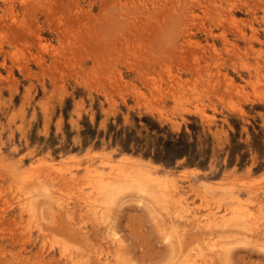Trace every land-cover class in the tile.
<instances>
[{
    "label": "rangeland",
    "instance_id": "374dc122",
    "mask_svg": "<svg viewBox=\"0 0 264 264\" xmlns=\"http://www.w3.org/2000/svg\"><path fill=\"white\" fill-rule=\"evenodd\" d=\"M230 1L0 0V264H42L45 257L70 264L65 248L85 251L84 261L98 264L94 248L114 250V229L125 264H180L199 252L198 261L210 264H264V0ZM103 157L129 158L165 180L162 186L179 182L203 214L229 204L251 209L260 222L237 227L245 234L216 228L217 239L236 241L225 259L205 247L203 231L188 217H177L172 188L160 194L170 201L159 206L128 182L104 207L101 224L100 208L85 202L94 187L89 176ZM44 185L56 195L52 202ZM23 187L38 197L34 219L21 212L20 199L30 196ZM206 191L212 194L204 198ZM231 192L244 202L231 204ZM170 231L177 234L172 240Z\"/></svg>",
    "mask_w": 264,
    "mask_h": 264
},
{
    "label": "bare ground",
    "instance_id": "6f19581e",
    "mask_svg": "<svg viewBox=\"0 0 264 264\" xmlns=\"http://www.w3.org/2000/svg\"><path fill=\"white\" fill-rule=\"evenodd\" d=\"M216 1V0H215ZM232 1V0H231ZM230 1V2H231ZM218 7V6H217ZM230 7H233V4H232V6L230 5ZM210 8V7H209ZM214 8V7H213ZM250 8V7H249ZM208 9V8H207ZM207 9H206V11H207ZM219 9V8H218ZM218 9H217V11H218ZM211 10H213V9H211ZM214 10H215V8H214ZM221 10V9H220ZM224 11V10H223ZM194 11H192V13H193ZM208 12H210V11H208ZM195 13V12H194ZM193 13V14H194ZM219 13H221V12H219ZM225 13V12H224ZM197 14V13H196ZM207 14V13H206ZM223 15V14H222ZM256 15V14H255ZM207 16H208V14H207ZM220 16V15H219ZM212 17V16H211ZM195 18L196 17H194V21H196L197 20V18H196V20H195ZM214 18H217V17H214ZM225 18V16L223 15V16H221V19L223 20ZM228 18V17H227ZM232 18H233V24H235L236 22H238L235 18H234V14H233V16H232ZM213 20V19H212ZM220 20V19H219ZM15 21V20H14ZM202 21H204V20H202ZM214 21V20H213ZM225 21H226V19H225ZM220 22H221V20H220ZM17 23V22H16ZM12 24H13V22H12ZM12 24H10L11 26H13ZM204 24V23H203ZM222 24V23H221ZM202 26V25H201ZM204 26V25H203ZM236 29H237V27H236ZM242 29V28H241ZM240 31V30H239ZM244 31V30H243ZM213 32V31H212ZM214 33V32H213ZM240 34V33H239ZM210 35H212V33L210 32ZM245 37V36H244ZM0 49H1V47H0ZM4 50V49H3ZM1 51V50H0ZM212 51H214L213 49H212ZM5 52V51H4ZM227 86H229L228 84H227ZM203 113V112H202ZM203 115V114H202ZM109 159H111V158H109ZM109 159H107V158H105V157H103L102 159L100 158V162H99V164L101 165V166H97L96 167V169L94 170L93 169V171L91 172V174H90V176L89 177H94V179H93V181H94V183H91L90 182V184H94L93 186L92 185H90V186H92L93 187V189L91 188V190H93L92 192H90V194H89V191H86V193L87 194H89V196H88V198H87V200H86V207L87 206H93V204H96L97 205V207L98 208H100L99 209V211H95L96 213H97V215L100 217V219L103 221L101 224H103V223H106V214H105V211H104V207L106 206H110V205H113L114 203H116V201L118 200L117 199V197H118V195L121 193V192H123L124 190H126L128 187H129V185H130V188L132 189V187H133V189H136L138 192H141L142 194H144V197H145V195H147V196H149V197H151V198H149V200H152L153 201V203H155V205H161V204H163V202L166 200L167 202L168 201H170V199H171V201L169 202L170 204L172 203V205L174 206V208L172 207V209H174V210H176V213L179 215L180 214V216H177V217H188V222H189V220L191 221L190 223H192V224H194V226L195 227H193V228H195V229H200V230H202L203 231V234L205 235L204 237L203 236H200V237H202V241H206V243H205V241H204V245H207V246H205V247H207V249H209V251L211 252V253H213V255H221V256H224L225 257V259L226 258H228V256H227V254L228 255H230L229 253H230V251L232 250L233 251V249H232V246H237L236 244L234 245V243H236V241H233L232 240V237H231V240H229L228 238V240H219V239H217L218 237L216 236V228H219L220 230H222L223 232H222V234L224 235V232H226V231H229L230 232V230H234L235 228V230H237V229H240L241 230V228L243 227H246L247 226V224H248V226H249V224H250V226H252L251 224H252V222L254 221V222H256V220H257V217L255 218L254 216V213L252 214V212H251V209H249V210H246V211H241V212H239L238 210H236V209H234V208H231V207H229V204H228V206H227V204H223V205H226V208H223L222 210H217V205H215L216 207V210L215 209H209V208H207V213H202L201 211H199V210H196V208H193L192 207V205L190 204V201H189V198H188V196H187V194H188V192L187 191H184V189L185 188H181V186H180V183L179 182H174V180H173V177H170L172 180H173V182H172V184H171V186L170 185H168L167 183V186H162L161 185V182H160V178H158V177H156L155 176V174H153V172L152 171H150L149 169H146V170H144V169H142L141 167H139L138 166V164L136 163V162H132L131 163V161H127V160H125V159H129V158H125L124 160H122L120 163L119 162H110V160ZM112 161V160H111ZM46 163V162H45ZM48 164V163H47ZM63 164H65V163H63ZM57 165V164H56ZM94 165H96V164H94ZM55 166V165H54ZM59 166H61V165H59ZM47 167V166H46ZM58 167V166H57ZM56 167V168H57ZM62 168L63 167H65V166H61ZM67 167V166H66ZM69 167V166H68ZM67 167V168H68ZM89 167V166H88ZM91 167V166H90ZM53 168V167H52ZM56 168H54V169H56ZM62 168H57L56 169V171L58 172H61L62 173V171H63V169ZM95 168V167H94ZM89 169V168H88ZM92 170V169H91ZM90 170V171H91ZM41 170H39V172H38V170H37V173H42V172H40ZM65 171V170H64ZM67 171H70V173H72L71 172V170H69V168L67 169ZM67 171H65L66 173H64L63 172V176L66 174H68L67 173ZM89 171V170H88ZM54 173H56L55 172V170L53 171ZM52 172V174H54ZM33 173V172H32ZM36 173V174H37ZM43 173L46 175V173L43 171ZM180 173H183V172H180ZM23 174H25V172L23 173ZM26 174H27V172H26ZM26 174L25 175H23L22 177H24V176H26ZM29 174V173H28ZM38 174V175H39ZM59 174V173H58ZM158 174V173H157ZM184 174H186V172H184ZM31 175V174H30ZM35 175V174H34ZM54 175H56V174H54ZM54 175H51V176H53V178H54ZM60 175V174H59ZM58 175V176H59ZM65 175V179H67V176ZM70 176H71V174H69ZM72 175H73V173H72ZM159 175V174H158ZM33 176V175H32ZM37 176V175H36ZM35 176V177H36ZM40 176V175H39ZM44 175H42V177H43ZM57 176V175H56ZM61 176V175H60ZM62 176V177H63ZM159 176H161V175H159ZM163 176V175H162ZM88 177V178H89ZM175 177V176H174ZM176 177H178V176H176ZM25 178H27V177H25ZM25 178H22V179H24L25 180ZM31 177H28L27 179H30ZM38 177H36V179L35 180H37V182H38V179H37ZM45 179L46 178H48V177H44ZM61 177H59V179H60ZM75 178H77V176L75 177ZM75 178H74V180H75ZM87 177H85L84 179H86ZM169 178V177H168ZM33 179V178H32ZM55 180H58V177H56V178H54ZM40 180V179H39ZM50 180V179H49ZM68 182L70 183V180H73L72 179V176H71V179H69V177H68ZM89 180H90V178H89ZM163 180V179H162ZM168 180V179H167ZM223 180V179H222ZM235 180V179H234ZM252 180V179H251ZM250 180V181H251ZM27 181V183H28V185H29V183L30 182H28V180H26ZM33 181H34V179H33ZM53 181V180H52ZM67 181V180H66ZM85 181H87V180H85ZM92 181V180H91ZM165 180H163V182H164ZM176 181V180H175ZM205 181V180H204ZM237 181V183H238V180H236ZM248 181V180H247ZM254 181V180H253ZM37 182H35L36 184H37ZM44 182V181H43ZM128 182H129V185L128 186H126L127 184H128ZM157 182V185H154L153 186V184L154 183H156ZM162 182V183H163ZM191 182V181H190ZM206 182V181H205ZM225 182V181H224ZM35 183H33V184H35ZM40 183H41V180H40ZM39 183V184H40ZM46 183V182H45ZM52 183V182H51ZM54 183V182H53ZM53 183H52V185H53ZM67 183V182H66ZM170 183H171V181H170ZM202 183H203V181H202ZM232 183V182H231ZM22 184H23V182H22ZM68 184V183H67ZM89 184V183H88ZM184 184V183H183ZM186 184V183H185ZM249 184V183H248ZM24 185H25V182H24ZM66 185V184H65ZM203 185H204V183H203ZM206 185V184H205ZM204 185V186H205ZM207 185H208V183H207ZM207 185H206V187H207ZM215 186H217L216 184H214ZM220 185V184H219ZM224 185H225V183H224ZM227 185V187H229L228 186V184H226ZM230 185V184H229ZM49 186V185H48ZM48 186H46V185H44V193L50 198V202H52L51 200H53V199H56V195L54 196V192H52V190H50L49 189V187ZM231 186H232V188H236L235 186H234V184L232 185L231 184ZM234 186V187H233ZM247 186V185H246ZM255 186V185H254ZM26 187V186H25ZM28 187V186H27ZM31 187V186H30ZM43 187V186H42ZM218 187V186H217ZM225 187V186H224ZM24 188V187H23ZM36 188V187H35ZM38 188H40L41 189V187H37V189ZM60 188H64V187H60ZM60 188H58L60 191L62 190V189H60ZM68 188V187H67ZM169 188H172V189H170L171 191L169 192V194H172L171 196H170V199L167 197H165V195H163L166 199H164V198H160V197H162V195L160 196V194L161 193H163L164 191H166V190H168L169 191ZM216 188V187H215ZM231 187H229V189H230ZM231 188V191L233 190ZM25 189V193H27L26 192V189L27 188H24ZM82 189V188H81ZM80 189V190H81ZM90 189V188H89ZM89 189H86V190H89ZM208 189V188H207ZM219 189H221V188H218V190ZM29 190V189H28ZM35 190V189H34ZM58 190V191H59ZM67 190H69V189H66L65 191H67ZM204 190H206V189H204ZM226 190V189H225ZM30 191L31 190H29L28 192L30 193ZM38 191V190H37ZM40 191H42V189L40 190ZM63 191V190H62ZM61 191V192H62ZM64 191V192H65ZM70 191V190H69ZM168 191H166L167 192V194H168ZM201 191V190H200ZM210 191V190H209ZM209 191H206L205 193H204V198H207L208 197V194L210 193ZM228 191V190H227ZM226 191V192H227ZM234 191V190H233ZM256 191V190H255ZM81 192V191H80ZM190 192V191H189ZM226 192H225V194H226ZM29 193H27V195L29 194ZM31 193H33L32 191H31ZM36 192L34 191V194H35ZM63 193V192H62ZM65 193H67V192H65ZM202 193V192H201ZM224 193V192H223ZM60 194V193H59ZM71 194V193H70ZM165 194V193H164ZM166 194V195H167ZM168 194V195H169ZM210 194H212V193H210ZM209 194V195H210ZM233 194V192H231V200H230V203L231 204H234V203H237V202H239L240 203V199H241V196L239 197V198H234L235 196H233L232 195ZM30 195V194H29ZM40 195V194H39ZM66 195V194H65ZM69 195V194H68ZM167 195V196H168ZM199 195H201V194H199ZM215 195V194H214ZM222 195H224V194H222ZM227 195V194H226ZM235 195H236V193H235ZM57 196H59V195H57ZM61 196H62V194H61ZM146 196V197H147ZM207 196V197H206ZM211 196V195H210ZM238 195H236V197H237ZM246 196V195H245ZM24 197V196H23ZM63 197V196H62ZM83 197V196H82ZM214 197V196H213ZM212 197V198H213ZM222 197V196H221ZM220 197V198H221ZM20 198V197H19ZM38 197H37V195L35 194V195H30V196H26L25 198H23V200L22 199H20V205H21V212L23 211V213H25V212H27L28 214H29V216H30V218L32 219H34V217H35V214H36V212H38L37 210L39 209L38 208V206H37V204H36V199H37ZM211 198V199H212ZM216 198H218V197H214V199L216 200ZM224 198V196L222 197V199ZM227 198V197H226ZM191 199V198H190ZM252 199H254V198H252ZM252 199H250V201H252ZM206 200V199H205ZM214 200V201H215ZM219 200V199H218ZM241 200H243V199H241ZM56 200H54V202H55ZM57 201H59L58 199H57ZM69 201V200H68ZM209 201V200H208ZM13 202V201H12ZM61 202H63V201H61ZM243 202H244V200H243ZM8 203V202H7ZM10 203H11V201H10ZM37 203H38V201H37ZM67 203V202H66ZM69 203V202H68ZM151 203V202H150ZM208 203V202H207ZM214 203V202H213ZM216 203H218V202H215L214 204H216ZM225 203H227L226 202V200H225ZM259 203V202H258ZM261 204H262V202H260ZM57 204V203H56ZM63 204H65V203H61L60 205H62L63 206ZM222 204V203H221ZM252 204V203H251ZM51 205V204H50ZM171 205V206H172ZM206 205V204H205ZM204 205V209H205V206ZM68 206V205H67ZM67 206L66 205H64V207L65 208H67ZM164 206H166V204L164 205ZM236 206H237V204H236ZM239 206H240V204H239ZM241 206H242V204H241ZM97 207H96V209H97ZM207 207H209V206H207ZM212 207H213V204H212ZM219 207V206H218ZM225 207V206H224ZM238 207V206H237ZM91 208V207H90ZM95 208V207H94ZM108 208V207H107ZM106 208V209H107ZM164 208V207H163ZM166 209H168L169 208V205L167 204V206L165 207ZM165 208H164V210H165ZM220 208H221V206H220ZM219 208V209H220ZM239 208V207H238ZM71 209V213H72V208H69V210ZM105 209V210H106ZM241 209V208H240ZM174 210H172V213H173V211ZM244 210H245V208H244ZM107 211V210H106ZM167 211V210H166ZM168 211H169V209H168ZM175 212V211H174ZM204 212H206V210L204 211ZM256 212V211H255ZM261 212V211H260ZM107 213V212H106ZM171 212H169V214H170ZM22 214V213H21ZM174 215H175V213H174ZM173 215V216H174ZM24 216V215H23ZM175 216V217H176ZM20 217L22 218V215H20ZM37 217V216H36ZM69 217H71V216H69ZM175 217H174V221L175 220H177V217H176V219H175ZM24 218V217H23ZM169 219H170V217H168ZM167 218V219H168ZM263 218V217H262ZM168 219V220H169ZM179 219V218H178ZM186 219V218H185ZM184 219V220H185ZM255 219V220H254ZM25 220V219H24ZM29 220V219H28ZM28 220H26V221H28ZM100 220V221H101ZM109 220V219H108ZM164 221H165V219H163ZM172 220V221H173ZM187 220V219H186ZM98 221V220H97ZM171 221V220H170ZM179 221H180V219H179ZM22 222V221H21ZM32 221H28L27 222V226L29 225V223H31ZM161 222V221H160ZM166 223H165V225L167 224V221H165ZM169 222V221H168ZM177 222V221H176ZM183 222H185V221H183ZM187 222V223H188ZM258 222H260V219L256 222V224H258ZM161 223H163V222H161ZM171 223V222H170ZM173 223V222H172ZM178 223H180V222H178ZM186 223V222H185ZM263 223V222H262ZM21 224V223H20ZM181 224V223H180ZM253 224H255V223H253ZM256 224H255V226H256ZM264 224V223H263ZM262 224V225H263ZM22 225V224H21ZM23 225H24V227H25V224L23 223ZM161 225V224H160ZM165 225H163V226H165ZM168 225V224H167ZM172 225V224H171ZM173 225H174V227L173 226H170V229H172V231L174 230V229H177V231H179L178 230V227L177 228H175L176 226V224H174L173 223ZM187 225V224H186ZM261 225V226H262ZM30 226V228L32 229V227H31V225H29ZM29 226H28V230H29ZM177 226H178V224H177ZM184 226V225H183ZM190 226V225H189ZM254 225L252 226L253 228H256ZM257 226H260V225H257ZM264 226V225H263ZM168 227V226H167ZM171 227H173V228H171ZM182 227V226H181ZM237 227H241V228H237ZM23 228V227H22ZM21 228V230H22V233H24L23 232V229L25 230V228H23L22 229ZM84 228V227H83ZM88 228V227H87ZM242 228V229H243ZM261 227H259V229H260ZM263 228V229H262ZM260 230L261 231H263L264 230V227H262ZM82 229V228H81ZM109 229H111V228H109ZM169 229V228H168ZM167 229V230H168ZM182 228H180V230H181ZM194 229V230H195ZM219 229H218V231H219ZM18 230H20V229H18ZM85 230H86V228H85ZM166 230V229H165ZM187 230V229H186ZM239 230V231H240ZM245 230L246 229H244V230H241L242 231V233L244 232V234H245ZM256 229H254L253 231H255ZM26 231V230H25ZM42 231V230H41ZM111 232H109V235H110V243H111V245H112V249H114V250H110V252H108V250L106 251V250H103V249H105V248H102V247H99V248H102V249H96V248H94L95 250L93 251V252H95L96 253V256L95 257H97L98 258V260H96V259H94V261H98V264H123L124 262H125V260H124V258H122V254H121V247H122V243H123V240H121L122 238L119 236V233L117 232V231H115V229L114 230H110ZM184 231V230H183ZM202 231H201V234H202ZM217 231V232H218ZM258 230H256V232H257ZM31 232V230L28 232V233H30ZM169 232V231H168ZM232 232H234V234H235V231H232ZM237 232H238V230H237ZM236 232V233H237ZM255 232V233H256ZM174 234V232H171L170 231V233H167V234H169V237H167V236H165V238L167 237V238H169V239H171L172 240V238H171V235L172 234ZM179 233H181V232H179ZM182 233H184V232H182ZM180 234V235H178L179 237H180V239L179 240H181L180 242L181 243H183V239H182V237H183V234ZM200 232H198V234H199ZM218 233H220V231L218 232ZM228 233V232H227ZM258 233V232H257ZM262 233V232H261ZM166 234V233H165ZM166 234V235H167ZM187 234V233H186ZM200 234V235H201ZM202 234V235H203ZM221 234V233H220ZM229 234H231V233H229ZM23 235H25V234H23ZM46 235V234H45ZM174 235H177L176 234V231H175V234ZM218 235V234H217ZM226 235V234H225ZM236 235V234H235ZM238 235H239V233H238ZM237 235V236H238ZM243 235V234H242ZM234 236V235H233ZM257 236V235H256ZM259 236V235H258ZM48 237H50L49 239H51V236H48ZM175 237V236H174ZM186 237V236H185ZM217 237V238H216ZM244 238H246V236H243ZM255 236H253L252 238H254ZM223 238V237H222ZM226 238V237H225ZM235 238V237H234ZM233 238V239H234ZM241 238V237H240ZM243 238V240H245ZM251 238V237H250ZM257 239L259 238V237H256ZM238 239V238H237ZM247 239V238H246ZM52 240V239H51ZM176 241H177V239H175ZM178 240V241H179ZM251 240V239H250ZM50 241V240H49ZM254 242H255V239L253 240ZM262 241V240H261ZM260 241V242H261ZM45 241H42V244L44 243ZM55 242V241H54ZM80 242H83V241H80ZM79 242V243H80ZM171 242H173V241H171ZM170 242V243H171ZM175 242V241H174ZM179 242V243H180ZM241 242V241H240ZM259 242V241H258ZM56 243H58L57 242V240H56ZM60 243V245H61V243L62 242H59ZM58 243V244H59ZM84 243V242H83ZM86 243V242H85ZM85 243L83 244V245H81L80 244V249H81V246L82 247H84L85 246ZM178 243V242H177ZM177 243H176V245H177ZM200 243V242H199ZM243 243H244V241H243ZM246 243V242H245ZM264 243V242H263ZM63 244H65V243H63ZM66 244H69V243H66ZM65 244V245H66ZM172 244V246H173V243H171ZM175 244V243H174ZM251 244H252V242H251ZM254 245L253 246H255V243H253ZM260 243H258V245H259ZM50 245H52L51 243H50ZM70 245V244H69ZM77 245V244H76ZM76 245H74V246H76ZM90 245V244H89ZM179 245V244H178ZM198 245H202L201 243L200 244H198ZM242 245H244V244H242ZM247 245V244H246ZM248 245H249V243H248ZM257 245V246H258ZM261 245V244H260ZM59 246V245H58ZM67 246V245H66ZM87 246V245H86ZM94 246V245H93ZM124 246V245H123ZM181 246H183L182 244H181ZM180 246V247H181ZM256 246V247H257ZM48 246L46 245V244H44V247H43V249H42V251H45V252H43V255L45 254V253H47V251H48V248H47ZM51 247V246H50ZM63 247V246H62ZM174 247V246H173ZM180 247H179V249H180ZM195 247V246H194ZM198 247H200V246H198ZM197 247V245H196V248H198ZM202 247V246H201ZM200 247V248H201ZM204 247V248H205ZM261 247H262V245H261ZM260 247V249L262 250V248ZM60 248V247H59ZM67 248H69L68 246H67ZM76 248V247H75ZM86 248V250H92V249H88L87 247H85ZM91 248H92V246H91ZM192 248V247H191ZM190 248V249H191ZM203 248V249H204ZM61 250L63 249V248H60ZM77 249H79V246H78V248ZM79 249V250H80ZM106 249H108V248H106ZM109 249H111V246H109ZM124 249V248H123ZM175 249H177V247H175ZM187 249V248H186ZM202 249V248H201ZM206 249V248H205ZM204 249V250H205ZM71 250V249H70ZM70 250H68V249H64L63 250V253H64V256L67 258V260L70 262V264H85V263H87L88 262V254L87 253H84L82 250V252L83 253H81V251H80V253H74V252H71ZM77 251V250H76ZM75 251V252H76ZM111 251H113V253L112 254H110L111 253ZM123 251H125V250H123ZM182 251H184V250H182ZM200 251V250H199ZM202 252H203V250H201ZM87 252H89V251H87ZM189 252H191V251H188V253ZM184 253V252H183ZM200 253L201 252H199L198 253V255L197 254H193V255H189V256H187L186 257V255L184 256L185 258L183 259V260H181L182 262L180 263V264H203V261L204 262H207V260H206V258L202 255V257H201V259L203 260V261H198V260H200V259H198V257H199V255H200ZM207 252H205V254H206ZM0 254H1V252H0ZM186 254V253H185ZM204 254V253H203ZM204 254V255H205ZM209 254V253H208ZM180 256L181 255H183V254H179ZM207 255V254H206ZM213 255H211L212 257H213ZM232 255V254H231ZM93 256V255H92ZM125 256H126V253H125ZM227 256V257H226ZM15 257V256H14ZM13 257V258H14ZM52 257V256H51ZM182 257V256H181ZM207 257V256H206ZM211 257V258H212ZM214 257H216V256H214ZM17 258V256L15 257V259ZM43 258V257H42ZM46 258V257H45ZM44 258V259H45ZM127 258L129 259L128 261H129V263H131L130 261H131V259L129 258V256L127 255ZM176 258H179V257H176ZM221 258V257H220ZM18 259V258H17ZM25 259V258H24ZM42 260V261H40L42 264H44L45 263V260H47L48 261V263L50 262V260L49 259H45V260ZM51 259V258H50ZM87 259V262L86 261H84V260H86ZM207 259L208 260H210V257L208 258L207 257ZM218 259V258H217ZM228 259H231V258H228ZM52 260V259H51ZM90 261L92 260V259H89ZM179 260H180V258H179ZM224 260V259H223ZM20 261V260H19ZM24 260L22 259V262H23ZM47 261H46V263H47ZM213 261V260H212ZM219 261H222L221 259H218V263H219ZM230 261V260H229ZM228 261V262H229ZM10 262H11V260H10ZM85 262V263H84ZM172 262H173V260H172ZM171 261L169 262V263H172ZM209 262V261H208ZM207 262V263H208ZM227 262V261H226ZM13 263V262H12ZM51 263V262H50ZM52 263H54V262H52ZM51 263V264H52ZM63 263V262H62ZM168 263V264H169ZM175 263V262H174ZM177 263V262H176ZM18 264H20V263H18ZM23 264V263H22ZM87 264H89V263H87ZM125 264V263H124ZM177 264H179V263H177ZM209 264H210V262H209ZM213 264H214V261H213Z\"/></svg>",
    "mask_w": 264,
    "mask_h": 264
}]
</instances>
